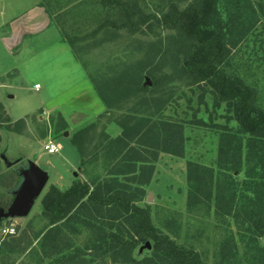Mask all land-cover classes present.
I'll return each mask as SVG.
<instances>
[{"label": "trees", "instance_id": "trees-1", "mask_svg": "<svg viewBox=\"0 0 264 264\" xmlns=\"http://www.w3.org/2000/svg\"><path fill=\"white\" fill-rule=\"evenodd\" d=\"M177 1L159 0L158 9L151 12L147 11V0H70L64 8L58 1L56 13H51L47 5L46 10L59 18L76 9L77 16L87 13L94 4L99 11L121 14V25L130 28V33L152 22L177 31L189 41L180 63L182 74L192 83H207L230 110L229 119L236 127L218 134L214 166L186 161L184 209L188 221L183 224L178 210L172 209L156 216L160 226L152 221L149 204L142 203L144 190L140 185L145 181L134 173L137 154L127 148L124 138L109 139L104 133L105 122L120 124L138 119L137 106L148 99L139 95L145 89L135 79L139 74L136 65L121 62L119 52L110 53L113 63L92 66L100 54L93 53L94 49L104 52L117 34L105 28L115 26L109 19L90 31L84 30L81 25L88 21L84 14L76 31L59 34L80 62L106 111L124 110L123 117H107L98 125V137L107 140L101 155L109 161L104 165L108 171L94 177L83 171V179L75 178L63 189L50 185L40 200L38 219L43 223L33 233L35 246L30 248L32 239L11 237L3 241L0 264H96L99 258L110 262L107 264H264V108L246 82L226 69L230 50L227 39L233 21L225 17L223 3L242 6L243 0H191L182 7ZM63 23H58L59 29ZM161 78H154L153 84ZM133 98L135 101L126 106V101ZM143 121L140 117L133 127L122 128L123 136L138 142L141 138L149 140L153 133L160 137L161 151L183 156L184 137L179 124L160 122L158 132L151 128L142 131L138 124ZM85 128L90 130L89 126ZM82 135L80 130L73 141L81 158L79 166L85 170L89 159L85 157ZM242 166L245 174L238 180L235 174ZM211 216L215 219L216 263L205 261L201 255L204 250L197 251L202 248V238L208 240L205 218ZM146 242L149 246L138 253L139 246ZM28 249L35 252V257L26 256L24 260L21 256Z\"/></svg>", "mask_w": 264, "mask_h": 264}, {"label": "rangeland", "instance_id": "rangeland-1", "mask_svg": "<svg viewBox=\"0 0 264 264\" xmlns=\"http://www.w3.org/2000/svg\"><path fill=\"white\" fill-rule=\"evenodd\" d=\"M58 1L63 4V8L70 4V0H0L3 13V16L0 13V152L4 151L9 161L20 158L24 164L30 160L48 173V180L30 213L23 218L0 222V244L11 237L31 240L34 231L43 223L38 215L40 200L45 191L52 184L60 189L70 184L72 171L80 165L79 151L73 141L74 134L80 130L83 134L82 146L86 159L93 153L90 131H86L85 127H88L92 112L101 107V101L69 44L59 34L60 31H76L81 15L83 17L84 14L88 20L85 25H81L84 30L90 31L109 19L115 22V26L108 25L105 28L117 34L104 52L102 49H94L93 53L100 54L94 58L92 66L101 67V63H113L110 53L119 52L121 62L135 64L139 71L135 79L145 89L139 95L156 100L165 99L154 121L163 119L176 122L182 127L185 139L183 157L161 156L158 177L154 185L144 191L142 203L149 204L152 221L158 226L156 216L164 214L166 209L178 210L184 224L188 221L184 209L185 161L192 159L214 166L218 134L224 129L236 127L235 122L229 119L230 110L224 102L218 100L207 83H192L182 74L180 63L189 48V41L177 31L150 22L141 24L130 33V28L121 25L124 21L121 14L99 11L94 4L87 8V13H77L76 16L75 9L67 11L61 18H55L46 10V5L52 13L57 11L60 4ZM147 1L150 3L148 12L158 9L159 0ZM190 1L178 0L176 4L182 7ZM223 5L225 17L230 16L233 21L232 32L227 39L230 47L226 59L227 72L240 76L252 89L256 102L264 108V0H243L242 6L224 1ZM34 7L42 10L32 12ZM42 11L47 15V24L46 20L41 22V18L36 16ZM11 18L23 22V30L34 32L23 34L19 28L12 31L8 26ZM62 21L64 23L59 29L58 23ZM39 29L42 31L37 32ZM6 37L10 40L4 41ZM159 76L162 77L160 82L153 84L154 78ZM145 77L150 80L149 85L145 83ZM34 83H39L38 90L33 88ZM133 101L135 98L127 100L126 106L129 107ZM55 105L64 117L53 113L46 120L44 112L51 111ZM110 115L114 119L115 115ZM48 139L58 143V153L49 154L43 149L42 145ZM81 171L80 167L79 179L85 177ZM84 172H88V167ZM244 174L242 166L235 177L241 180ZM17 181L15 166L7 168L0 160L1 207H6L11 201L9 190ZM177 190L181 192L177 193ZM148 194L150 199H147ZM205 220L209 224L208 240L204 236L202 248L197 251L204 250L201 255L205 261L216 263L217 256L213 254L216 237L213 236L212 228L215 219L211 216ZM10 226L14 227V233L2 235L1 229ZM35 243L36 239L33 238L30 248ZM145 246H139L138 253ZM29 249L21 256L24 260L26 256L30 259L35 257V252ZM29 253L31 255H27ZM108 262L104 263L99 258L96 264Z\"/></svg>", "mask_w": 264, "mask_h": 264}, {"label": "crops", "instance_id": "crops-1", "mask_svg": "<svg viewBox=\"0 0 264 264\" xmlns=\"http://www.w3.org/2000/svg\"><path fill=\"white\" fill-rule=\"evenodd\" d=\"M32 12H36L39 10H42L40 8H36L34 7L32 9ZM31 12V10H29ZM0 13L3 16L2 10H0ZM36 16L40 17L41 22H43V20H46V24L48 22L47 19V15L45 12H39L36 14ZM13 17V16H12ZM15 17V16H14ZM23 23V22H22ZM21 22H18V20L11 18L8 26L12 31H14L15 28H19L20 32L24 33H33L34 31H27V30H23V24ZM25 26L27 25V23H24ZM1 26V24H0ZM42 31V29L38 30L37 32ZM58 32V31H57ZM6 39H3L4 41H9L10 38L6 37ZM88 79V78H87ZM90 83V82H89ZM35 84H39V83H34L33 84V88ZM88 84V83H87ZM89 85V84H88ZM40 87V85H39ZM35 89V88H34ZM38 90V89H35ZM146 97V96H144ZM148 100L144 105H139L137 106L138 112L136 114L138 119H135V121H131V122H123L118 124L115 121H108L105 122V126H104V133L108 136L109 139H114V138H118V137H122L124 138L123 140H125L126 142H128V147L127 148H131L132 150L135 151V153L137 154V158L138 160L133 161L135 163V174H138V176H140V178L144 179V183L142 186L140 185V187L145 191L146 188L152 187L154 185V181L157 179V172L160 170V159L162 155H168V156H174L177 158H182L183 156L179 157V156H175L171 153L168 152H164L160 150V137L158 135L155 136V134L152 133V136L149 140L145 141L144 138L142 140V138L140 140H138V142H135L134 139H130V138H125L123 136L122 133V128H131L134 126V122H137L139 120L140 117H143L145 119V121H143V123L138 124L139 128L144 131L147 128H151L153 129V131H159V123L160 122H169V123H173V124H177L176 122H172V121H167V120H163V119H155L154 121V117L157 115V113L162 109L163 105L165 104V99L164 98H160V99H150V97L148 98V96L146 97ZM101 101V100H100ZM52 110L51 111H45L44 112V117L47 120V116L49 114H53V113H59L60 116H62L61 118H63V113L58 109V107L52 106ZM149 109H152L151 111H149ZM57 110H59V112H57ZM113 112V113H112ZM112 112H107L106 108L104 106V104L101 101V107L96 109L94 112H92V114L90 115V120L87 123V125L89 126V131H90V142L93 145V153H91L90 157L88 158L89 163L87 165L88 167V175L90 177H94L95 175H99V176H103L108 170L107 168H104V165H107V163H109V161H104L103 157H102V152L101 149L103 148V145L107 142V140H103V138L98 137L99 131H100V120L106 119L107 117H110V119H112L110 113L114 114L115 118H118V116L121 115V117H123V113L124 110L121 111H116L114 113V111ZM99 125V126H98ZM80 128V127H79ZM97 133L95 134L94 132ZM94 133V134H93ZM183 134V131H182ZM184 137V134H183ZM138 139V137H137ZM147 139V138H146ZM185 140V139H184ZM184 140H183V145H184ZM105 141V142H104ZM184 155V154H183ZM81 159V158H80ZM188 159H186L187 161ZM192 160V159H191ZM186 161L184 164V177H185V165H186ZM131 163V162H130ZM109 167V166H107ZM82 170V169H81ZM84 169L81 171L82 173ZM74 178L72 177V180ZM71 180V182H72ZM70 182V184H71ZM69 184V185H70ZM69 185H66L69 186ZM64 187V188H66ZM147 199L149 198V194L147 195Z\"/></svg>", "mask_w": 264, "mask_h": 264}, {"label": "water", "instance_id": "water-1", "mask_svg": "<svg viewBox=\"0 0 264 264\" xmlns=\"http://www.w3.org/2000/svg\"><path fill=\"white\" fill-rule=\"evenodd\" d=\"M145 83L150 84L148 77H145ZM0 160L4 162L7 168L15 166V171L18 174L17 183L9 190L11 201L6 207L0 206V221L26 217L42 192L48 180V173L30 160L25 161L24 164L21 163L20 158L9 161L4 151L0 152ZM79 170L80 166L72 171L74 179L78 177ZM145 245L148 247V242Z\"/></svg>", "mask_w": 264, "mask_h": 264}, {"label": "built area", "instance_id": "built-area-1", "mask_svg": "<svg viewBox=\"0 0 264 264\" xmlns=\"http://www.w3.org/2000/svg\"><path fill=\"white\" fill-rule=\"evenodd\" d=\"M34 88L39 89V84H35ZM42 147L49 154H56L59 152V149H60V146L58 145V143L52 141L51 139H48L45 143H43ZM14 230L15 229L13 226L3 227L1 229V234L2 235H10V234L14 233Z\"/></svg>", "mask_w": 264, "mask_h": 264}]
</instances>
